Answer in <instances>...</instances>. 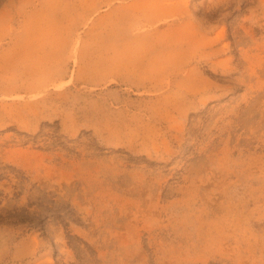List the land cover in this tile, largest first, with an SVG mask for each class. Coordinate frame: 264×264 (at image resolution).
<instances>
[{"label":"rangeland","instance_id":"1","mask_svg":"<svg viewBox=\"0 0 264 264\" xmlns=\"http://www.w3.org/2000/svg\"><path fill=\"white\" fill-rule=\"evenodd\" d=\"M0 264H264V0H0Z\"/></svg>","mask_w":264,"mask_h":264}]
</instances>
